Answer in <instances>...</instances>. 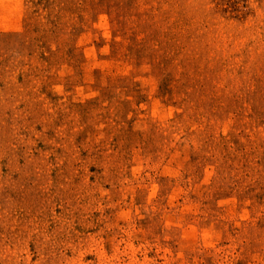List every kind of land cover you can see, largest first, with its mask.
<instances>
[{
	"label": "rangeland",
	"instance_id": "1",
	"mask_svg": "<svg viewBox=\"0 0 264 264\" xmlns=\"http://www.w3.org/2000/svg\"><path fill=\"white\" fill-rule=\"evenodd\" d=\"M0 264H264V0H0Z\"/></svg>",
	"mask_w": 264,
	"mask_h": 264
}]
</instances>
